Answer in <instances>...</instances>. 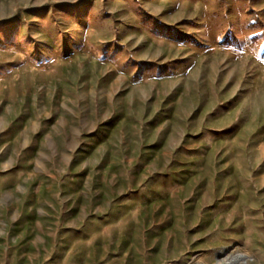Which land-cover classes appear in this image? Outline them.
I'll return each instance as SVG.
<instances>
[{
  "label": "rangeland",
  "instance_id": "rangeland-1",
  "mask_svg": "<svg viewBox=\"0 0 264 264\" xmlns=\"http://www.w3.org/2000/svg\"><path fill=\"white\" fill-rule=\"evenodd\" d=\"M0 264H264V0H0Z\"/></svg>",
  "mask_w": 264,
  "mask_h": 264
},
{
  "label": "bare ground",
  "instance_id": "bare-ground-1",
  "mask_svg": "<svg viewBox=\"0 0 264 264\" xmlns=\"http://www.w3.org/2000/svg\"><path fill=\"white\" fill-rule=\"evenodd\" d=\"M218 261H220V259Z\"/></svg>",
  "mask_w": 264,
  "mask_h": 264
}]
</instances>
